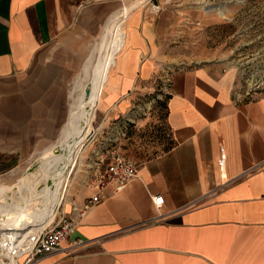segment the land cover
Returning a JSON list of instances; mask_svg holds the SVG:
<instances>
[{
	"label": "crops",
	"instance_id": "crops-1",
	"mask_svg": "<svg viewBox=\"0 0 264 264\" xmlns=\"http://www.w3.org/2000/svg\"><path fill=\"white\" fill-rule=\"evenodd\" d=\"M235 1L214 4L227 13ZM194 3L0 0V178L55 144L77 96L68 87L92 43L117 13H128L92 128L102 137L125 128L123 153L139 178L79 215L91 194L81 191L69 237L33 264H264L262 81L242 90L220 59L192 55L185 64V54L175 56L185 35L244 32L231 13ZM19 181L0 185V201L28 195L34 184L13 191ZM77 238L85 245L72 247Z\"/></svg>",
	"mask_w": 264,
	"mask_h": 264
},
{
	"label": "rangeland",
	"instance_id": "rangeland-1",
	"mask_svg": "<svg viewBox=\"0 0 264 264\" xmlns=\"http://www.w3.org/2000/svg\"><path fill=\"white\" fill-rule=\"evenodd\" d=\"M194 1L197 2V5L194 3L192 6L197 7V9L201 11H210V13H217L222 17H229L231 13L235 16V20L237 21L236 24L244 32L192 33L188 36L185 35V49L180 51L179 55L175 54V56L182 57V55L185 54V64L192 55L218 58L227 65L231 72H233L235 76V86L237 88L246 90L247 87H252L256 80L261 79L262 82L260 83L259 88L256 89V92L264 94V0H237L232 9L227 7V13L225 7L214 4V0ZM228 9H230L231 12H229ZM245 31H247V33ZM99 36L95 38L94 42ZM81 75L82 72L78 74L72 87L70 85L68 89L71 88V91L73 90L76 83L79 82L78 80H80L79 78ZM153 93H157L156 90ZM71 102L72 99L70 98V104ZM75 122L74 119H71L69 125L73 127ZM95 125L94 122L92 127ZM72 127L69 129V138L72 135ZM89 133L78 146L77 156L75 155L73 163L71 167H69V178L65 186L66 190L64 189L63 198L55 208L56 218L62 214H65L70 218L72 211L76 209V206H73L72 201L80 195L81 191L87 189V185L84 182L85 165L90 163V159L93 161L96 158V154H93L91 150L92 147L90 143L93 139V134ZM61 134L57 141H55L54 145H57ZM98 143H100V139H95V149L97 148ZM49 148L50 147L40 152L33 153L29 159L23 161L14 172L0 178V185H13L20 178V181L12 190L16 191L19 188L22 190L29 189L45 174L47 170V164L52 155ZM59 151L60 149L58 148L56 153ZM42 167L44 169H42Z\"/></svg>",
	"mask_w": 264,
	"mask_h": 264
},
{
	"label": "bare ground",
	"instance_id": "bare-ground-1",
	"mask_svg": "<svg viewBox=\"0 0 264 264\" xmlns=\"http://www.w3.org/2000/svg\"><path fill=\"white\" fill-rule=\"evenodd\" d=\"M127 15L125 8L117 13L108 23L105 33H102L92 44L88 62L75 86L77 96L72 101L70 117L57 145L49 149L52 155L47 170L45 169L44 178L33 185L25 198L10 202L0 201V239L11 233L15 238V244L25 249L27 237L53 220L55 208L63 198V191L68 182L69 167L78 152V146L91 130L95 107L103 85L115 62L118 49L125 40L123 21ZM88 84L90 94L85 100L84 88ZM71 119L76 121L73 127L69 125ZM71 127L72 135L69 138ZM55 146L60 149L58 153L55 152ZM0 262V264H17L15 259L2 257Z\"/></svg>",
	"mask_w": 264,
	"mask_h": 264
},
{
	"label": "built area",
	"instance_id": "built-area-1",
	"mask_svg": "<svg viewBox=\"0 0 264 264\" xmlns=\"http://www.w3.org/2000/svg\"><path fill=\"white\" fill-rule=\"evenodd\" d=\"M262 117L264 120V112ZM102 131L103 129L100 127L91 128L90 131L93 134V139L90 142L91 150L93 154H96V158L93 161L90 159V163L85 165L84 182L91 190V194L84 199L82 207L77 210L79 215L89 211L107 198L117 195L128 183L139 178L138 164L123 153L120 139L126 135L125 128L117 130L115 135L104 137L101 136ZM95 139H100L96 149ZM224 164L225 155L222 153L218 160L219 168H223ZM151 198L155 209L159 212L163 204V197L156 195ZM159 216H161L160 213ZM74 226L75 222L65 214L57 218L55 215L47 226L27 237L25 249L19 248L15 244V238L11 236V233H7L4 238L0 239V258L15 259L17 264H33L38 259L58 251ZM85 243V240L77 238L73 240L71 246L80 248Z\"/></svg>",
	"mask_w": 264,
	"mask_h": 264
},
{
	"label": "water",
	"instance_id": "water-1",
	"mask_svg": "<svg viewBox=\"0 0 264 264\" xmlns=\"http://www.w3.org/2000/svg\"><path fill=\"white\" fill-rule=\"evenodd\" d=\"M84 93H85V100H87L89 94H90V85H86L84 88ZM55 148V152H57L58 147H54Z\"/></svg>",
	"mask_w": 264,
	"mask_h": 264
}]
</instances>
